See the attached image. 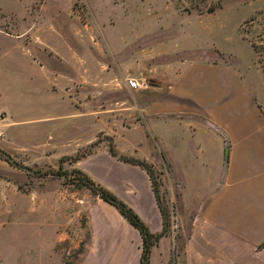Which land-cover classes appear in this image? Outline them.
I'll return each instance as SVG.
<instances>
[{"label": "rangeland", "instance_id": "obj_1", "mask_svg": "<svg viewBox=\"0 0 264 264\" xmlns=\"http://www.w3.org/2000/svg\"><path fill=\"white\" fill-rule=\"evenodd\" d=\"M46 9L50 14L61 10L60 28L75 32L71 44L81 61L64 69V118L16 126L0 114V152L11 159L0 153V260L19 256L25 264H59L63 251L65 264H78L91 238L88 213L97 198L73 171L83 168L94 182L125 192L130 185L124 180L137 175L139 167L132 170L119 157L151 165V188H157L169 212L168 234L180 256L186 238L175 212L181 185L171 178L168 152L154 133L163 124L155 103L167 88L159 72H176L179 60L221 62L235 81L255 97L259 89L264 99V0H49ZM45 52L51 69L61 70L57 62L63 59ZM17 90L23 95L21 85ZM172 114L181 125L190 121L182 113ZM170 117L167 113L164 121L170 124ZM81 154L86 156L80 162L71 159ZM58 170L67 176L44 175ZM30 219L48 222L64 235L46 258L37 244L21 249L20 230Z\"/></svg>", "mask_w": 264, "mask_h": 264}, {"label": "crops", "instance_id": "obj_2", "mask_svg": "<svg viewBox=\"0 0 264 264\" xmlns=\"http://www.w3.org/2000/svg\"><path fill=\"white\" fill-rule=\"evenodd\" d=\"M48 2L0 0V114L10 125L65 117L62 112L68 102L63 92L67 81L64 69L67 65L80 66L81 56L71 44V39H77L75 32L69 35L60 28V19L65 16L59 9L50 14ZM46 49L63 59L57 62L61 70L51 69ZM174 67L176 72L173 68L159 72L167 88L155 103L163 124L156 126L154 133L168 152L171 178L181 185L175 212L186 238L177 256L172 234L161 237L151 248L149 264H171L173 258L174 264H264L261 92L258 89L255 97L221 62L210 65L201 59L179 60ZM17 85L23 88V95H19ZM167 113L173 119L170 124L164 121L169 120L165 119ZM172 113H182L190 121L181 125V118ZM122 163L132 170L138 168ZM138 170L137 175L124 180L130 185L125 192L102 181L98 184L127 204L152 234H159L163 223L151 182L143 169ZM85 174L92 179L91 173ZM96 198L88 213L91 238L78 264H140L139 232L114 207ZM24 225L20 245H39L44 258L50 250L59 248L64 238L48 222L30 219ZM61 255L59 264H65L63 251ZM0 264L25 263L18 256L0 260Z\"/></svg>", "mask_w": 264, "mask_h": 264}, {"label": "trees", "instance_id": "obj_3", "mask_svg": "<svg viewBox=\"0 0 264 264\" xmlns=\"http://www.w3.org/2000/svg\"><path fill=\"white\" fill-rule=\"evenodd\" d=\"M201 12V11H199ZM213 9H208L206 13L210 14L213 13ZM255 51L257 53H260V48L258 46L253 45ZM109 154L112 157H116V152L110 147ZM86 156L76 155L74 158H71L72 160H80ZM69 159V160H71ZM118 160L124 163H128L134 166H137L141 169H143L147 175L149 176L150 182L154 185V172L150 164L146 163L145 161H140L137 159H128L126 157H119ZM58 171H50L44 175L50 174L52 177H60V176H67L66 172H59ZM77 175H80L81 178H79V182L82 187L90 190V192L101 199L102 201L106 202L107 204L114 207L119 214L133 227L135 228L141 237L142 240V246H141V257H140V264H149V258L151 253V248L158 242V240L163 237L164 235L168 234L169 231V219L170 215L169 212L162 206V204L159 201V195L156 187H152V191L154 193L157 206L159 208V211L161 213L162 217V223H163V230L159 234H152L146 225L141 221V219L138 217V215L122 200H120L115 194H113L111 191L107 190L103 186H101L98 183H95L87 174H85L83 171L79 169H75L73 171Z\"/></svg>", "mask_w": 264, "mask_h": 264}, {"label": "built area", "instance_id": "obj_4", "mask_svg": "<svg viewBox=\"0 0 264 264\" xmlns=\"http://www.w3.org/2000/svg\"><path fill=\"white\" fill-rule=\"evenodd\" d=\"M129 87L136 88V85L134 84V82H129ZM0 122H1V117H0ZM0 137H2V133L1 132H0Z\"/></svg>", "mask_w": 264, "mask_h": 264}, {"label": "water", "instance_id": "obj_5", "mask_svg": "<svg viewBox=\"0 0 264 264\" xmlns=\"http://www.w3.org/2000/svg\"><path fill=\"white\" fill-rule=\"evenodd\" d=\"M2 155H4L8 160H11L7 155H5L3 152H0Z\"/></svg>", "mask_w": 264, "mask_h": 264}]
</instances>
